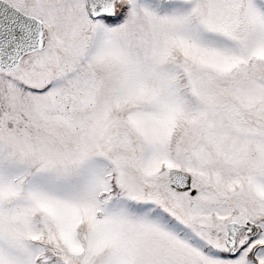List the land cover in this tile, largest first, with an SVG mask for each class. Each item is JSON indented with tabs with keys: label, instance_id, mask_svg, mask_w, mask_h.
I'll return each mask as SVG.
<instances>
[{
	"label": "snow or ice",
	"instance_id": "6c2138e0",
	"mask_svg": "<svg viewBox=\"0 0 264 264\" xmlns=\"http://www.w3.org/2000/svg\"><path fill=\"white\" fill-rule=\"evenodd\" d=\"M0 264H264V0H0Z\"/></svg>",
	"mask_w": 264,
	"mask_h": 264
}]
</instances>
